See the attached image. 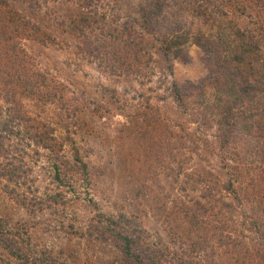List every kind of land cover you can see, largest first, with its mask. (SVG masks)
I'll return each mask as SVG.
<instances>
[{
  "label": "rangeland",
  "instance_id": "374dc122",
  "mask_svg": "<svg viewBox=\"0 0 264 264\" xmlns=\"http://www.w3.org/2000/svg\"><path fill=\"white\" fill-rule=\"evenodd\" d=\"M8 1L13 13L0 9V31L9 30L0 40V143L10 149L0 154V264H124L110 218L133 221L144 249L182 264H264V109L238 112L227 136L219 107L210 112L218 88L208 83L205 97L195 88L209 74L202 48L190 43V59L175 58L170 72L154 48L143 55L114 40L143 0Z\"/></svg>",
  "mask_w": 264,
  "mask_h": 264
},
{
  "label": "trees",
  "instance_id": "16d2710c",
  "mask_svg": "<svg viewBox=\"0 0 264 264\" xmlns=\"http://www.w3.org/2000/svg\"><path fill=\"white\" fill-rule=\"evenodd\" d=\"M216 1L143 0L138 6V16L133 17L129 14L133 21L125 22L123 26L126 32L122 37L108 34L114 40H120V43L138 48V52L143 55L153 53L151 48H154V53L160 54L167 61L170 72L173 68L172 61L175 58L190 59L187 51L190 43L202 48L208 63L209 74L200 84L195 85V88L204 97L207 95L208 83L218 88V101L212 104L210 112L213 114L214 109L219 107L217 122L222 128L230 127L224 132L230 136L237 124L235 120L238 117V112H243L247 107V110L250 111L249 114L253 108L256 115L264 109V71L257 67L261 60L263 62L260 37L264 39V0H221L220 4ZM193 2L197 3L198 9L191 8ZM8 5V0H0V9L6 10ZM190 9L195 11L190 12ZM6 11L9 14L13 13L11 9ZM232 12L234 16L253 19L256 28L249 29L242 26L238 20L230 16ZM198 18H206L210 22L197 28L196 19ZM5 20L9 26L16 21L13 14L5 15ZM2 26H6V28L0 31V40L1 37L6 40L9 32L8 26L7 24ZM138 27L143 33L136 34L133 38L132 33L137 32ZM226 30H228V35H226ZM145 36L155 39L158 43L144 41ZM227 36L229 37L227 38ZM116 48V51H119L118 46ZM6 51L14 55L9 44ZM262 64L264 65V63ZM11 67H14L12 63ZM42 86L45 87V84ZM28 88L32 89L30 84ZM173 88V94L178 102L184 104L183 100L186 94H183L175 83ZM50 93L51 91L48 92V95ZM262 124L260 123V129L264 131V122ZM256 126L259 125L252 124L251 129ZM259 136L264 138V135ZM0 137H4V135H0ZM36 137L39 142H46V139L51 135L46 132L44 136L36 135ZM9 152L10 149H5L4 145L0 143V154L6 156ZM240 162V160L237 161L235 165L237 166ZM109 220L116 222L121 229L117 230L115 235L120 239L124 264H165L164 260L166 263L170 262L169 264H182L186 261L184 258L168 257L167 254L170 253L162 252L157 255L153 248L147 246L144 249L138 241L141 238L140 229L134 225L133 221L128 219L115 221L111 218ZM15 256L18 257L20 254L15 253Z\"/></svg>",
  "mask_w": 264,
  "mask_h": 264
}]
</instances>
